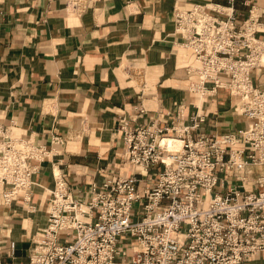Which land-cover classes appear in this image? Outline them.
Returning <instances> with one entry per match:
<instances>
[{
  "label": "built area",
  "instance_id": "1",
  "mask_svg": "<svg viewBox=\"0 0 264 264\" xmlns=\"http://www.w3.org/2000/svg\"><path fill=\"white\" fill-rule=\"evenodd\" d=\"M235 3L176 6L174 22L197 63L187 68L196 77L189 91L202 99L227 92L247 126L207 131L200 105L188 116L179 105L166 122L136 128L122 117L130 173L92 183L81 198L57 170L29 264H264V0H243L244 18ZM2 131L4 202L29 201L41 164L66 137L53 135L47 145ZM165 137L183 144L169 148Z\"/></svg>",
  "mask_w": 264,
  "mask_h": 264
},
{
  "label": "crops",
  "instance_id": "2",
  "mask_svg": "<svg viewBox=\"0 0 264 264\" xmlns=\"http://www.w3.org/2000/svg\"><path fill=\"white\" fill-rule=\"evenodd\" d=\"M68 1L0 0V128L47 145L53 135L66 137L41 164L29 201L20 195L7 204L0 187L2 264H29L57 170L81 198L92 183L130 173L122 117L136 128L155 118L166 122L179 105L188 116L201 103L207 131L248 124L227 92L202 99L189 91L196 77L187 68L197 63L180 46L174 22L176 6L228 0H87L76 12Z\"/></svg>",
  "mask_w": 264,
  "mask_h": 264
},
{
  "label": "bare ground",
  "instance_id": "3",
  "mask_svg": "<svg viewBox=\"0 0 264 264\" xmlns=\"http://www.w3.org/2000/svg\"><path fill=\"white\" fill-rule=\"evenodd\" d=\"M71 2H72V0H71ZM212 7H216V6L212 5ZM199 104L201 106V103H199ZM234 108L236 111L239 110L238 106H235ZM163 144L165 146H168L169 148H176L177 149V148L181 147V145L183 144V141H182V139L175 138V137H165L163 140ZM83 209H84V211H86L85 207Z\"/></svg>",
  "mask_w": 264,
  "mask_h": 264
},
{
  "label": "rangeland",
  "instance_id": "4",
  "mask_svg": "<svg viewBox=\"0 0 264 264\" xmlns=\"http://www.w3.org/2000/svg\"><path fill=\"white\" fill-rule=\"evenodd\" d=\"M240 1H241V0H240ZM236 2L238 3V8H240V10L245 9V10L247 11L248 8H244V6H242V5H243V4H242V1H241V4H242V5L239 4V1H238V0H236ZM237 3H236V4H237ZM241 8H242V9H241ZM241 13H242V12H241ZM237 14H238L239 17H241V15H240L239 13H237ZM241 18H242V17H241ZM234 112H235V111H234ZM235 113H237V112H235Z\"/></svg>",
  "mask_w": 264,
  "mask_h": 264
}]
</instances>
